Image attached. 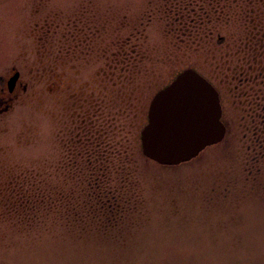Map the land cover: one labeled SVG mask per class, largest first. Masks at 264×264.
Returning a JSON list of instances; mask_svg holds the SVG:
<instances>
[{
    "label": "rangeland",
    "instance_id": "obj_1",
    "mask_svg": "<svg viewBox=\"0 0 264 264\" xmlns=\"http://www.w3.org/2000/svg\"><path fill=\"white\" fill-rule=\"evenodd\" d=\"M171 1L0 0V264H264L259 133L246 128L239 80L220 59L232 60L229 48L242 45L245 32L211 22L206 29L215 34L201 40L184 26L198 5L187 20ZM181 29L199 38L180 36ZM189 68L224 96L226 137L197 158L168 166L143 154L139 132L141 153L118 177L140 194L125 218L132 246L125 258L100 254L93 230L78 242L63 227L34 222L23 210L29 203L21 200L19 181L28 188L26 199L35 197L37 185L62 182L54 175L64 159V133L79 124L72 95L82 96V131H132L135 138L155 92ZM117 69L137 74L114 84L106 73Z\"/></svg>",
    "mask_w": 264,
    "mask_h": 264
},
{
    "label": "trees",
    "instance_id": "obj_2",
    "mask_svg": "<svg viewBox=\"0 0 264 264\" xmlns=\"http://www.w3.org/2000/svg\"><path fill=\"white\" fill-rule=\"evenodd\" d=\"M171 2L175 4L172 11H176L180 17L182 14L186 19L187 15H190L191 7L194 8L195 3L198 5V11L192 10L196 14L194 21H189L192 24L184 26L188 29V25H191L196 32L198 31V35L201 34V40L210 41L212 37L204 35L215 34L214 31L208 32L209 29H206L211 22H224L230 29L236 25L242 27L241 31L245 32V37L241 38L242 45L235 43L231 46L237 50L241 48L245 57L241 58L240 54H233L232 60L229 61L225 55H221L224 69L233 68L234 57L238 59L237 64H243L246 68L259 65L261 61L264 64V0H172ZM183 34L186 37L189 35L192 39L195 33L187 34L185 29H181L180 36H184ZM207 55L212 59L211 53ZM246 55L250 58L245 59ZM134 72L127 73L126 70L117 69L106 73V76L109 81L118 84L122 79L133 80V76L137 74ZM178 74L155 94L169 85ZM72 104V116L75 119L78 117L79 124L76 131L64 133L65 145L62 151L64 159L54 175V178H61L62 182L49 185L46 189L37 185L35 197L31 195L26 199L24 194L28 188L24 181H19L25 189L21 200L27 205L29 203L23 210L36 216H33L34 222L37 220L42 224L49 221L55 224V228L63 227L66 232L64 236H69L72 240L80 239L79 241L82 242V237L93 230L95 238L98 239L95 243L100 254L104 253L118 261L125 258L129 248L132 247L129 246L130 231L126 229L125 218L134 210L131 205L132 197L140 196L134 192V186L137 188L136 184L130 187L126 180L119 181L118 177L134 162L135 151L141 153L138 143L139 132L147 122L142 121L135 138L131 136L132 131H116L114 136L110 135L112 131H82V96H79V93L72 95ZM256 132L258 131H254ZM260 139L261 135L260 138L258 137L261 148L258 160L261 163L264 162V132L261 141ZM38 183H43L42 179H39ZM131 188L132 193H129ZM32 189L35 187L32 186ZM16 192H19L18 187Z\"/></svg>",
    "mask_w": 264,
    "mask_h": 264
},
{
    "label": "water",
    "instance_id": "obj_3",
    "mask_svg": "<svg viewBox=\"0 0 264 264\" xmlns=\"http://www.w3.org/2000/svg\"><path fill=\"white\" fill-rule=\"evenodd\" d=\"M19 77L9 82L12 90ZM226 135L220 95L201 74L188 69L151 101L148 123L141 132L143 154L161 165L193 160Z\"/></svg>",
    "mask_w": 264,
    "mask_h": 264
},
{
    "label": "flooded vegetation",
    "instance_id": "obj_4",
    "mask_svg": "<svg viewBox=\"0 0 264 264\" xmlns=\"http://www.w3.org/2000/svg\"><path fill=\"white\" fill-rule=\"evenodd\" d=\"M264 46V41H263ZM231 50L228 51V54H241L242 49L237 50L230 46ZM262 55V54H261ZM241 59H239L240 61ZM241 62V61H240ZM245 65L238 64L234 68L225 69L229 71L228 76L232 77L234 80L238 79V92L244 98V103L246 102L247 109V129L249 131H258L261 135L264 132V64L262 61L258 64L251 66L250 68H244ZM210 82L214 85L220 95L221 104L224 101V96H221L220 90L217 88L213 80L210 79ZM4 90V89H2ZM243 103V101H242ZM222 105V110H223ZM224 117V115H223ZM227 131V128H226ZM256 132V133H258ZM257 134L260 138V135ZM260 139V141H261Z\"/></svg>",
    "mask_w": 264,
    "mask_h": 264
}]
</instances>
